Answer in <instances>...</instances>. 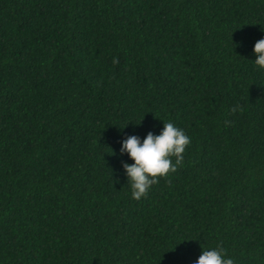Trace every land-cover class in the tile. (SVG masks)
I'll return each mask as SVG.
<instances>
[{"label":"trees","instance_id":"obj_1","mask_svg":"<svg viewBox=\"0 0 264 264\" xmlns=\"http://www.w3.org/2000/svg\"><path fill=\"white\" fill-rule=\"evenodd\" d=\"M261 36L264 0H0V264H264ZM162 120L190 144L133 199Z\"/></svg>","mask_w":264,"mask_h":264},{"label":"clouds","instance_id":"obj_2","mask_svg":"<svg viewBox=\"0 0 264 264\" xmlns=\"http://www.w3.org/2000/svg\"><path fill=\"white\" fill-rule=\"evenodd\" d=\"M251 52L253 63L264 69V36L254 42ZM162 121L163 126L158 133L149 130L143 138L130 134L120 141L119 153H126L132 161L129 163L125 160L121 164L133 199L145 196L158 178L175 172L182 165L183 153L190 144V137L182 128L171 121ZM192 264H235V261L217 243L215 246L201 247L200 254Z\"/></svg>","mask_w":264,"mask_h":264}]
</instances>
